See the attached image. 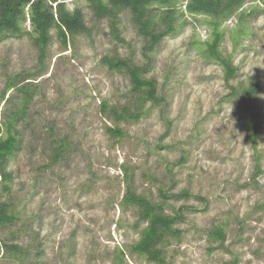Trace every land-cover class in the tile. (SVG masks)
Here are the masks:
<instances>
[{"label": "rangeland", "instance_id": "1", "mask_svg": "<svg viewBox=\"0 0 264 264\" xmlns=\"http://www.w3.org/2000/svg\"><path fill=\"white\" fill-rule=\"evenodd\" d=\"M67 6L84 10L92 35L71 38L65 48L54 31L44 66L30 37L0 43V96L9 78L36 75L28 117L19 125L23 146L9 164V199L19 219L0 230V240L20 244L29 257L21 262L1 250L0 264H119L120 251L126 264H158L129 249L148 226L139 208L123 204L130 182L165 215L182 214L174 224L179 239L169 236L164 247L167 264H264V133L257 149L246 142L231 88L258 80L256 104L264 121L262 0H247L244 9L259 14L243 22L248 35L240 42L238 17L223 27L222 51L237 69L229 83L223 67L206 61L195 46L211 36L202 16L200 22L189 14L180 19L178 32L147 52L149 59L131 13L121 16L118 41L84 0ZM108 56L147 66L145 77L157 81L164 101L148 103L137 122H121L123 140L107 134L106 127L116 124L101 107H133L137 96L129 76L103 62ZM16 96L24 94L9 90L6 99ZM10 106L0 104V123ZM52 128L69 138L74 151L66 163L49 167ZM162 190L191 196L165 199ZM215 228L224 229L223 243L209 235Z\"/></svg>", "mask_w": 264, "mask_h": 264}, {"label": "trees", "instance_id": "2", "mask_svg": "<svg viewBox=\"0 0 264 264\" xmlns=\"http://www.w3.org/2000/svg\"><path fill=\"white\" fill-rule=\"evenodd\" d=\"M71 0H0V43L9 38H23L28 36L32 39L33 45L40 53L41 63L47 58L48 48L53 40V32L63 47L68 48L72 39L77 36H91V29L88 27L85 12L80 7L70 10L67 2ZM87 7L94 13L95 19L109 22L113 37L123 41L120 35L119 22L125 12L131 13L139 34L146 40L145 56L150 59L147 52H153L157 47L170 36L178 32V22L184 20L186 15H191L194 20L200 22L198 17H204L201 23L211 31L210 39L195 43L196 48L206 61H213L223 67L226 81L229 83L237 75V69L233 65L231 56H226L222 51L224 40L223 27L232 18L238 17L235 40L240 42L244 35L243 22L251 16H256L255 11H246L244 6L247 0H84ZM264 5V0H262ZM255 14V15H254ZM30 23V29L26 26ZM186 27V24L182 25ZM72 38V39H71ZM103 62L111 70L126 73L132 82V92L137 99L133 107L117 106L109 108L107 103L101 107V112L108 120L116 124L115 127L107 126V134L111 139L123 140L125 131L120 127L121 122H137L146 116L145 107L148 103L158 105L163 97L158 95V84L153 79H148V67H140L130 59L117 57H106ZM36 75L32 72L27 74L19 73L7 81L6 89L0 96V104L8 102L10 107H5L4 121L0 123V230L13 226L19 219L16 213L15 204L9 199L13 194L14 175L10 171L11 159L22 149L24 136L19 125L25 122L28 117L30 104L33 99V83ZM27 82V83H26ZM26 83L27 85H22ZM237 102L238 114L244 120L246 131V142L257 149L263 129V119L256 104V95L262 92L260 82L253 80L250 85L240 84L238 87H231ZM15 90L23 93L24 96L6 99L7 92ZM232 95V96H233ZM6 130V131H5ZM52 142L47 145L51 153L49 167L58 166L69 161L74 145L66 136H59L52 128ZM5 132V134H4ZM4 134V135H3ZM258 172L260 169L258 168ZM130 181V180H129ZM128 181V182H129ZM175 183H172L173 188ZM127 194L123 200L126 207L135 206L140 210V221H145L148 226L140 231L141 239L130 251L140 257L158 264H167L164 247L168 244L169 236L179 239L181 231L174 228L177 221L183 220L182 214L167 216L164 214L162 205L154 204L147 198L138 195L130 182ZM8 196L4 201L3 196ZM161 195L165 199L177 200L188 199L191 194L188 190L180 193L168 194L162 190ZM139 229V223L135 225ZM211 237L225 240L223 228H215L209 232ZM4 250L13 258L24 261L22 256L29 257V252L24 251L18 243H11L4 238L0 240V253ZM118 256L119 264L125 263V253L120 251ZM43 254L38 253V257ZM0 258L2 255L0 254ZM31 264H36L32 262Z\"/></svg>", "mask_w": 264, "mask_h": 264}]
</instances>
